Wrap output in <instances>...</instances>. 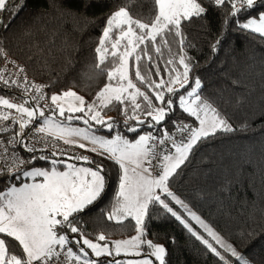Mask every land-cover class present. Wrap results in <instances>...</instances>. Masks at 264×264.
<instances>
[{"label":"snow or ice","instance_id":"snow-or-ice-1","mask_svg":"<svg viewBox=\"0 0 264 264\" xmlns=\"http://www.w3.org/2000/svg\"><path fill=\"white\" fill-rule=\"evenodd\" d=\"M205 3L229 6L228 22L264 0H151L147 15L136 11L133 0H122L106 17L95 48L96 75L106 74L108 82L91 102L70 89L46 95L45 88L50 86L31 83L25 69L10 61L0 45V89L12 93L10 98L0 95V132L11 133L6 140L0 138V178L7 173L0 190V264H166L167 249L147 239L145 230L144 220L153 204L175 217L223 264H233L229 257L235 258L236 264H251L169 188L170 179L200 144L218 133L247 128H234L203 95L201 79L190 76L193 64L184 48L181 25L202 18L208 11ZM23 7L20 0H0V29L7 30ZM5 12H9L7 24ZM236 27L264 39V11L244 22L236 20ZM169 36L176 40L179 52L165 61V77L157 61L164 49L171 53ZM219 43L213 45V51ZM145 61L148 67L142 72ZM106 62L110 67H103ZM153 73L159 79H154ZM114 102L123 106V129L112 118L105 120L101 115ZM176 107L194 120L172 121L175 131L169 132L163 122ZM74 120L84 126H72ZM131 120L136 123L129 124ZM145 124L149 129H159L142 133L138 129ZM95 126L106 128L109 135L97 134ZM126 133L135 137L130 140ZM56 140L118 166V188L106 219L123 225L131 218L136 235L108 241L101 232L95 242L88 238L81 216L108 186L105 165L59 147L45 154ZM18 149L31 155L21 156ZM36 161H47L48 166L38 167ZM180 210L224 254L198 233ZM254 235L250 233L248 238ZM121 256L124 258L117 259Z\"/></svg>","mask_w":264,"mask_h":264},{"label":"trees","instance_id":"trees-1","mask_svg":"<svg viewBox=\"0 0 264 264\" xmlns=\"http://www.w3.org/2000/svg\"><path fill=\"white\" fill-rule=\"evenodd\" d=\"M20 2L24 4L22 10L7 30L0 29V45L8 57L20 63L30 78L49 85L48 95L70 89L86 101H93L96 93L108 82L106 74L96 75L95 48L106 17L122 0ZM133 3L136 11L145 15L152 7L151 0H133ZM204 6L208 11L202 18H193L181 25L184 48L193 64L190 76L201 79L203 95L234 128L241 125H247V128L245 131L218 133L216 138L200 144L189 156V161L170 179L169 188L251 264H264V39L241 32L236 27V20L244 22L264 11V3L228 22L225 21L230 14L229 6L213 7L207 3ZM3 17L7 24L9 12L3 13ZM218 40L220 43L213 51ZM168 41L171 53L164 49L157 61L161 75L165 77V61L179 52L172 36ZM189 44L192 46L188 47ZM103 67L108 68L110 64L106 62ZM147 67V62H143L141 71ZM153 78L159 79L154 73ZM0 93L5 98L12 96L3 89ZM122 107L114 102L104 108L101 115L107 120L112 118L123 129L125 116ZM192 120L194 118L176 107L163 124L172 132V121L191 123ZM128 123L135 124L136 121ZM138 130L142 133L157 131L149 129L146 124ZM126 134L130 140L135 137L134 133ZM86 152L97 163L105 165L109 181L101 198L81 216L86 234H90L88 238L95 242L96 235L101 232L108 241L131 238L136 235L134 220L128 218L120 225L106 219L118 188V166L95 153ZM35 164L48 166L47 161H36ZM5 178H0V190L5 186ZM171 206L179 210L178 205ZM180 211L198 233L224 254L223 249ZM144 224L147 239L167 249L166 264H223L160 205L149 206ZM250 233L255 235L249 239ZM229 258L236 264L235 258Z\"/></svg>","mask_w":264,"mask_h":264},{"label":"built area","instance_id":"built-area-1","mask_svg":"<svg viewBox=\"0 0 264 264\" xmlns=\"http://www.w3.org/2000/svg\"><path fill=\"white\" fill-rule=\"evenodd\" d=\"M8 59H9L10 61H14L13 59H11V58H9V57H8ZM14 62H15L16 65L22 66V65H21L20 63H18V62H16V61H14ZM2 65H3V60H0V67H2ZM9 67L12 68L13 71H15V68L13 67V65H12L11 63L9 64ZM25 73H26V72H25ZM26 75H27V73H26ZM27 77H28V79H29V81H30L31 83L38 84V85H45V84H43V83H40V82H38V81H35L34 79L30 78L28 75H27ZM13 78H15V77H13ZM45 93H46V95H48V88H45ZM13 114H15L14 111H13ZM9 126H10V127H14V126H11V125H9ZM174 131H175V129H174ZM172 132H173V131H172ZM10 134H11L10 132H0V138H3V139L6 140L7 137H8ZM49 139H51V138H49ZM5 146L9 147V149L12 150L10 145H5ZM42 146H43L42 144L39 145V147H42ZM57 147H59V148H61V149H65V150H67L69 153H72V154L84 155V156H89V157H91V156L89 155V153L86 152L84 149H80L79 147H76V146H74V145H66V144L63 143V141H59V140L52 141L51 146L48 147L47 149H45V154L50 153V152H52V151H56V150H57ZM18 150H19L21 156H24V157H25V155L29 154V153L24 152L22 149H18ZM6 174H7V173H5V175H6Z\"/></svg>","mask_w":264,"mask_h":264},{"label":"crops","instance_id":"crops-1","mask_svg":"<svg viewBox=\"0 0 264 264\" xmlns=\"http://www.w3.org/2000/svg\"><path fill=\"white\" fill-rule=\"evenodd\" d=\"M103 118H104V117H103ZM104 119L107 120L106 118H104ZM71 123H72V126H79V127H83V126H84V125H83L80 121H78V120H74V121H72ZM94 131H96L97 134L108 136L106 133L103 132V131L107 132V129H106V128H102V127H100V126H95V127H94ZM109 138H110V136H109ZM85 143H87V142H85ZM80 163H81V162H80ZM85 166H88V165H85ZM61 170H63V169H61ZM132 258H133V257H132ZM130 259H131V258H130Z\"/></svg>","mask_w":264,"mask_h":264},{"label":"rangeland","instance_id":"rangeland-1","mask_svg":"<svg viewBox=\"0 0 264 264\" xmlns=\"http://www.w3.org/2000/svg\"><path fill=\"white\" fill-rule=\"evenodd\" d=\"M177 87H178V86H177ZM0 95H2V94L0 93ZM193 223H194L198 228H200L199 225H197V224L195 223V221H193ZM200 229L203 231L202 228H200ZM226 243H227V242H226ZM217 246L219 247V245H217ZM128 258L130 259V258H132V257H128ZM133 258H134V257H133Z\"/></svg>","mask_w":264,"mask_h":264}]
</instances>
